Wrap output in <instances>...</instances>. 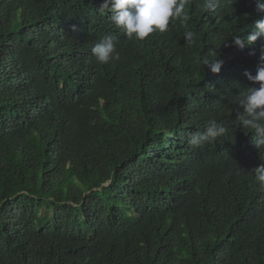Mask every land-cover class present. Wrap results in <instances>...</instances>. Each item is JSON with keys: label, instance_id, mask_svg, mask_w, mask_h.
Wrapping results in <instances>:
<instances>
[{"label": "trees", "instance_id": "16d2710c", "mask_svg": "<svg viewBox=\"0 0 264 264\" xmlns=\"http://www.w3.org/2000/svg\"><path fill=\"white\" fill-rule=\"evenodd\" d=\"M203 2L136 41L104 0H0V264H264V149L236 120L264 12ZM106 36L120 59L100 64ZM210 120L228 131L191 145Z\"/></svg>", "mask_w": 264, "mask_h": 264}, {"label": "clouds", "instance_id": "9594fccd", "mask_svg": "<svg viewBox=\"0 0 264 264\" xmlns=\"http://www.w3.org/2000/svg\"><path fill=\"white\" fill-rule=\"evenodd\" d=\"M219 0H204L203 7L209 11H214ZM233 5V4H232ZM186 0H104V3L97 9L100 14L107 10L111 12L110 20L117 29L122 31L129 39L144 41L153 32H166L170 22L179 20L186 24L189 16L185 13ZM257 11L264 12V3L257 0ZM185 40L189 44H195V33L186 30ZM264 37V19L255 21L246 36L248 44L251 46L258 38ZM235 45L243 47V39L240 36H233ZM264 51V50H262ZM92 55L100 64H107L110 60H119L120 55L116 50L115 39L106 36L96 43L91 49ZM254 54V53H250ZM216 49L209 51L201 58L199 63L203 67L210 68L213 74H218L223 61L217 59ZM214 57V58H211ZM264 60V55L261 56ZM248 80L253 84H259L258 88H244L237 98V119L240 127L250 130L253 133L252 143L257 149H264V66L257 69L255 76L246 72ZM228 129L216 120H210L203 132L193 133L189 139L191 145H201L224 135ZM255 180L261 189H264V164L256 167L253 171Z\"/></svg>", "mask_w": 264, "mask_h": 264}, {"label": "rangeland", "instance_id": "374dc122", "mask_svg": "<svg viewBox=\"0 0 264 264\" xmlns=\"http://www.w3.org/2000/svg\"><path fill=\"white\" fill-rule=\"evenodd\" d=\"M40 214H43V210H42V211H40Z\"/></svg>", "mask_w": 264, "mask_h": 264}]
</instances>
